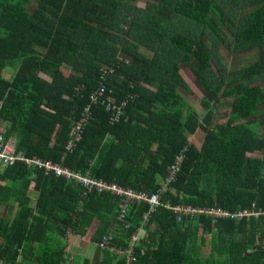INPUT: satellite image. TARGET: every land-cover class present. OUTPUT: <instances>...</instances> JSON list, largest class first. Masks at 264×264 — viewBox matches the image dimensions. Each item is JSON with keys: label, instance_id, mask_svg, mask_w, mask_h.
<instances>
[{"label": "trees", "instance_id": "obj_1", "mask_svg": "<svg viewBox=\"0 0 264 264\" xmlns=\"http://www.w3.org/2000/svg\"><path fill=\"white\" fill-rule=\"evenodd\" d=\"M134 1L0 0V126L28 159L148 195L184 150L179 174L144 226L135 264H264V216L178 222L164 207L264 208V0H147L144 8ZM222 47L256 49L257 58L230 72ZM181 64L202 90L204 117L179 94L187 91ZM7 69L15 71L11 80ZM102 86L117 105L134 99L118 123L104 105H92L81 140L67 152L75 120ZM219 108L225 114L214 124ZM200 130V145L188 141ZM0 179L10 182L0 187V208L19 203L14 220L0 218L3 264H66V239L85 235L94 220L97 247L113 235L124 249L149 212L133 205L127 228L118 220L120 199L24 163L2 168ZM100 251L92 264L125 261Z\"/></svg>", "mask_w": 264, "mask_h": 264}, {"label": "built area", "instance_id": "obj_2", "mask_svg": "<svg viewBox=\"0 0 264 264\" xmlns=\"http://www.w3.org/2000/svg\"><path fill=\"white\" fill-rule=\"evenodd\" d=\"M103 81L105 76L100 77ZM133 97H128L119 105L115 104L114 100L106 94L105 86L100 87L97 91L93 92L89 96V104L82 109L80 115L73 124L71 131V137L68 140L65 149L67 152H71L81 140L82 132L87 122L90 119V107L94 104L99 103L104 105L106 112L110 113V123H118L122 115V111L129 101H132ZM18 139L15 135H7L5 130L0 127V167L7 168L15 166L18 163H24L27 167H34L42 170L46 176H54L55 178H61L77 183L83 189L90 192L96 193H107L121 200L120 211L118 220L130 228L131 224L127 218L130 213V209L133 205L146 204L149 206V212L144 216L142 225L135 230L129 238L127 247L120 249L113 243V235L107 236L102 242L98 244L100 249L108 250L109 252L122 256L125 261L123 264H135L137 261V249L142 240V233L144 232V226L149 222L151 214L157 207L160 206V196L167 191V186L174 182L177 175L179 174L183 161H184V150L176 156L174 163L167 169V176L165 184L159 189V191L153 195L147 193H137L134 190L126 189L117 184L105 183L102 180L91 179L90 177H83L64 168L60 164H53L48 161L41 160L39 158L28 159L17 150ZM165 208L172 210L176 215V220L181 222L184 219H194L200 216H206L212 219L213 223L220 219H230L234 221H240L243 218L264 216V208L256 209L255 205L252 204L250 209H245L237 212H230L219 207L212 208H201L193 206H176L170 207L168 204ZM0 264L3 262L0 260Z\"/></svg>", "mask_w": 264, "mask_h": 264}, {"label": "crops", "instance_id": "obj_3", "mask_svg": "<svg viewBox=\"0 0 264 264\" xmlns=\"http://www.w3.org/2000/svg\"><path fill=\"white\" fill-rule=\"evenodd\" d=\"M14 75H15V71H12L10 69H7L3 72V77H4V79H7V80H11L12 78H14ZM185 102L192 107L191 103H188L186 100H185ZM218 111L225 114L224 113L225 111L220 110V108L218 109ZM0 127L2 129L5 128L3 126H0ZM192 137H190V139H188V141L191 142ZM191 143H193V142H191ZM250 155H252V154H250ZM1 171H2V167L0 168V173H1ZM9 185H10L9 181L8 182L2 181L0 179V187H7ZM33 188H34V183L31 182L29 185V188H28V199L30 200V203H29L30 207H34L36 200L38 198V194L33 191ZM18 209H19V203L15 202V200H11L10 203H8V204H2L1 208H0V218L14 220L17 216ZM98 227H99V221L94 220V221H92L90 226L86 229L85 235H83V236L71 235L68 237V239H66L67 240V246L65 248V253H66L67 258H68V261L66 264H74V263L75 264H85L84 262H88V264H92L93 260L95 259V256L98 253H100L99 257L103 258V256H104V254L102 253L103 251H100V249L97 247L96 242L92 240L93 234L95 233V231H97ZM200 227H201V225H200ZM146 235H147V232L145 230L142 233V237L144 238ZM115 236H116V234H115ZM116 247H118V246H116ZM204 250H208L209 254H210V248L209 247H206ZM204 250H203V252H204ZM117 262H118V260H115L113 262V264H118Z\"/></svg>", "mask_w": 264, "mask_h": 264}, {"label": "rangeland", "instance_id": "obj_4", "mask_svg": "<svg viewBox=\"0 0 264 264\" xmlns=\"http://www.w3.org/2000/svg\"><path fill=\"white\" fill-rule=\"evenodd\" d=\"M147 0H135L134 2H130V5H134L140 8H144L146 5ZM141 52H145L149 56L152 55V53L148 52L147 50L141 48ZM221 53L225 56L226 61L228 62V69L230 72L238 71L241 69H244V67L249 66L252 64L256 58H257V50H251L245 53H230L227 51L225 47L221 48ZM179 75L182 77L183 81L185 82L187 86V91H184L182 89H179L180 95L188 102L191 103L192 107L199 113L201 117H204L206 112L201 107L200 100L203 97L202 90L198 87L196 83V79L194 78L193 74L190 72V70L187 69V67L183 64L180 65V71ZM188 91L192 92V94H188ZM222 112L218 111L216 118L214 120V124L221 123ZM261 132V130H259ZM262 132H264V129L262 128ZM204 135V132L202 130L199 131V133L195 134L191 138V142L194 144L200 145L202 141V136ZM252 156H255V158H259V154H254ZM203 257L209 256V251L204 250L202 253Z\"/></svg>", "mask_w": 264, "mask_h": 264}]
</instances>
